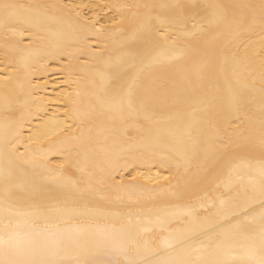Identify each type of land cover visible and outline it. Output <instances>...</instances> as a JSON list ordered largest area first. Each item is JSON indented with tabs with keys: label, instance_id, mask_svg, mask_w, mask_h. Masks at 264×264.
I'll return each mask as SVG.
<instances>
[{
	"label": "snow or ice",
	"instance_id": "6c2138e0",
	"mask_svg": "<svg viewBox=\"0 0 264 264\" xmlns=\"http://www.w3.org/2000/svg\"><path fill=\"white\" fill-rule=\"evenodd\" d=\"M0 54L70 89L0 75V264H264V0H0ZM153 169L204 194L142 207Z\"/></svg>",
	"mask_w": 264,
	"mask_h": 264
},
{
	"label": "bare ground",
	"instance_id": "6f19581e",
	"mask_svg": "<svg viewBox=\"0 0 264 264\" xmlns=\"http://www.w3.org/2000/svg\"><path fill=\"white\" fill-rule=\"evenodd\" d=\"M23 3H46V4H60V5H78V4H87L89 0H21ZM118 2H127V3H147L152 2V0H118ZM210 2H225V3H233V2H248V0H210ZM66 11H69L66 9ZM28 73L35 75V79H31L30 84L25 79V70L15 65L10 69L4 68V58L3 55L0 54V75H4L7 73L12 74V85L15 86L17 80H22L26 86L34 87L35 91L33 93V99L38 101L37 104L33 105V110H37L40 108V101L46 102V104L52 105L49 108V116L52 115L53 112H59V109L56 107L62 100L65 99L64 93L70 91L68 88L59 87L64 81V72L65 69L63 67V62L56 61L54 59H44L39 60L33 63L32 67L29 68ZM3 92V83L0 80V93ZM4 118L3 111L0 110V121ZM38 121L33 120L32 124H36ZM29 125H25L24 136L27 137L29 132L27 131ZM53 140L56 139L55 136L52 137ZM41 140L44 141V144H35L34 148H38L41 146H45L48 141L41 136ZM28 141L25 139L24 143ZM23 149H21L22 151ZM228 161H222V166L227 165ZM224 173L226 177L227 169L224 168ZM66 175L71 177L73 180H78L79 174L75 171V169H70ZM131 175H135V173L130 174L128 177L124 179H130ZM167 175V173H161V175L156 174V169H153L150 174L137 176V183L143 185L145 189L157 188V185L162 186L163 191L160 188H157L155 193L152 192H144L142 199H146L148 197H156L155 201L152 203L143 204L142 207H158V208H169L175 209L177 205H184L186 203H190L196 199L197 195H203L202 191H196L195 189H190L185 192L182 197H174L168 194L169 187L166 180L163 179V176ZM120 178L117 177V180ZM113 196L116 195L115 192L112 193ZM111 210L116 211H128V209H119L112 208ZM181 226L179 221H174L172 223V228H176ZM166 234V233H165Z\"/></svg>",
	"mask_w": 264,
	"mask_h": 264
}]
</instances>
